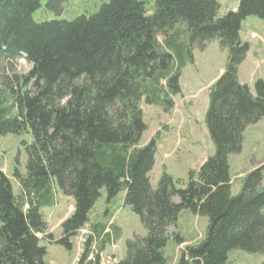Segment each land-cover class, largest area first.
<instances>
[{
    "label": "trees",
    "instance_id": "16d2710c",
    "mask_svg": "<svg viewBox=\"0 0 264 264\" xmlns=\"http://www.w3.org/2000/svg\"><path fill=\"white\" fill-rule=\"evenodd\" d=\"M41 1L0 0V137H31L22 144L26 174L14 169L12 175L19 196L0 170V264L44 263L37 236L47 225L40 210L52 205L53 186L74 201L54 242L68 251L104 189L107 202L123 193L146 233L125 242L118 264H168V231L184 212L206 218V232L188 245L171 237L185 245L175 264H228L233 252L264 256L261 171L245 175L232 195L228 167L245 129L264 119V77L254 82V94L237 78L249 51L240 41L241 23L264 21V0H239L221 17L218 0H155L151 15L139 0H107L90 16L36 23ZM65 2L48 0L45 9L60 17ZM211 42L227 53L205 115L214 153L189 171L185 186L163 173L152 189L157 139L138 147L147 128L141 102L171 109L192 50ZM18 60L31 65L27 75L13 74ZM91 226L99 240L109 236L103 226ZM98 252L85 251L80 264L89 257L86 264H100Z\"/></svg>",
    "mask_w": 264,
    "mask_h": 264
},
{
    "label": "rangeland",
    "instance_id": "374dc122",
    "mask_svg": "<svg viewBox=\"0 0 264 264\" xmlns=\"http://www.w3.org/2000/svg\"><path fill=\"white\" fill-rule=\"evenodd\" d=\"M47 1L42 0L40 9L34 14L33 20L36 23L56 19L72 21L81 15L90 16L107 2V0H66L61 16L56 17L46 11ZM139 1L145 3L147 15H151L154 11L155 0ZM218 3V13L223 16L237 8L239 0H218ZM262 24L264 21L256 18L245 19L240 27V41L259 39L255 34L264 36V30L260 28ZM158 39L162 43V38L159 37ZM256 46H259L258 49L260 50L251 53V55H246L249 60L255 61L251 72L252 76L258 75L260 71L264 70V43ZM255 49L257 48L255 47ZM191 58L192 63H187L180 71L179 93L171 96V109L165 111L160 107L146 105L143 101L140 105L143 121L147 128L138 147L142 148L151 140L157 139L156 153L158 156L154 158L155 168L149 174L152 189L157 187L163 173L173 180L179 181V188L185 186L189 171L197 170L214 153L205 125L207 108H200L196 104L201 98L205 99L209 96L210 90L218 80L216 76L225 68L227 53L219 48L217 42H211L205 45L201 51L193 49ZM14 64L13 74L25 76L31 70V65L22 60H18ZM161 84L164 85V82ZM252 131V134H256L254 140L258 141L254 147L255 158L249 155L248 148L245 150L242 148L238 155L228 158L232 195L238 193L241 180L250 172L260 170L264 178V119ZM252 131L246 133L244 131L243 140L252 142V139L249 138ZM23 143L26 145L31 143L29 134L0 137V170L10 180L16 197L20 194V188L17 181L12 177L14 169H17L21 176L26 174L27 157ZM163 156L165 159L162 158ZM52 196V205L40 210L47 225L46 233L37 236L40 246L46 249L43 264H80L83 253L86 251L88 255L93 249L96 252L99 251L98 261L100 264H118L126 256L125 242L132 240L135 236L143 238L146 235L140 219L131 212L130 208L124 206L123 193L107 202L106 192L103 189L90 213L89 224L71 239L72 249L68 251L62 246L55 245L54 242L62 236L61 226L72 214L74 201L60 193L55 186H53ZM25 209H27L26 206ZM91 224H97V227L98 225L103 226L108 230L107 235L109 236L105 239V235L99 240ZM206 226V218H194L190 212L182 213L176 225L168 231L170 241L163 252L168 264H175L183 246L188 245L176 246L171 237L177 234L184 241L196 239L199 242L205 236ZM92 233L94 234L93 237L90 235ZM104 240L105 243L103 244ZM91 258H86L84 263L86 264ZM229 258L231 264H261L264 262V256L247 255L241 252H233Z\"/></svg>",
    "mask_w": 264,
    "mask_h": 264
},
{
    "label": "crops",
    "instance_id": "0c3cea01",
    "mask_svg": "<svg viewBox=\"0 0 264 264\" xmlns=\"http://www.w3.org/2000/svg\"><path fill=\"white\" fill-rule=\"evenodd\" d=\"M237 7V6H236ZM235 9H233V11H235ZM218 16L221 17L218 13ZM260 28H262L264 30V24H262L260 26ZM255 34V33H253ZM256 36H258L259 39H255V40H252V41H246V42H242V43H245L247 45H249V51L247 53V55H251V53H254L255 51L257 50H260L258 48H260L259 46H256V45H262L264 43V36L263 35H257L255 34ZM254 42V43H253ZM253 43V44H252ZM255 47L257 49H255ZM248 56H246L245 60L242 62V64L239 66L238 68V73H237V78H238V82L241 84V85H245L249 88L250 92L252 94L253 93V84L255 82V80H258L259 78L262 79V77L264 76V70L263 71H260V73L258 75H254L252 76L251 72H252V69L254 68V62L253 60H249V57L247 58ZM252 59H254L253 57H251ZM222 71V72H221ZM220 73L216 76V78H219L221 76V74L223 73V70H221ZM208 104H209V96H207L205 99L204 98H201L200 101L197 102L196 106L200 107V108H208ZM260 123V122H259ZM259 123H257L256 125H253V126H250L248 127L246 130H245V133L247 131H252V129H254ZM254 131V130H253ZM253 131L250 133L252 134ZM245 133H244V136H245ZM249 135V134H248ZM253 138H252V137ZM249 138L252 139V142H247L245 141V139L243 140V145H242V148H248V152H249V155L252 156V158H255V155H254V147L256 146V143L258 142L257 140H254V138L256 137V134H252ZM180 138H183L181 136H179ZM257 141V142H256ZM247 142V143H246ZM157 153L155 154V157L154 158H157ZM165 156H163L162 158H164ZM155 168V161H154V167L153 169ZM264 179V178H263ZM240 186V185H239ZM231 189H232V186H231ZM240 189V187H239ZM238 189V191H239ZM237 191V192H238ZM194 216V215H193ZM197 216H194V218H196ZM89 221H90V217H89ZM88 225V224H87ZM107 231V230H106ZM191 243H198L196 241V239H191L190 241H186V244H191ZM113 246V245H112ZM111 246V247H112ZM228 264H231V261H230V258H228Z\"/></svg>",
    "mask_w": 264,
    "mask_h": 264
}]
</instances>
